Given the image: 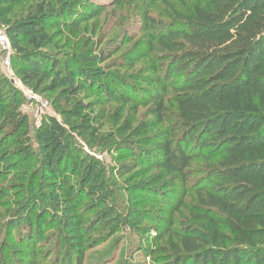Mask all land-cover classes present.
Instances as JSON below:
<instances>
[{"label":"trees","instance_id":"obj_1","mask_svg":"<svg viewBox=\"0 0 264 264\" xmlns=\"http://www.w3.org/2000/svg\"><path fill=\"white\" fill-rule=\"evenodd\" d=\"M157 1L175 21L154 29L144 15L145 42L128 30L63 61L47 48L53 37L75 35L103 5L56 15L66 0H0L16 74L66 104L54 100L61 121L48 117L32 135L25 98L0 69V264H85L127 225L149 264H264V0L138 3ZM113 105L114 120L104 109ZM154 170L153 195L148 183L114 189ZM166 180L183 183L180 200L159 188ZM149 203L157 213L139 207ZM170 211L194 227L168 235Z\"/></svg>","mask_w":264,"mask_h":264},{"label":"rangeland","instance_id":"obj_2","mask_svg":"<svg viewBox=\"0 0 264 264\" xmlns=\"http://www.w3.org/2000/svg\"><path fill=\"white\" fill-rule=\"evenodd\" d=\"M119 0H66V2L62 6H57V12L56 15L66 14L70 11L71 7L75 3H81L82 5L85 3L93 4L94 6H101L104 7V12L102 16L94 21H90L87 24H83L79 31L76 32L73 36H54L53 42L47 47L49 52L54 56L58 57L60 60H65L70 55H73L74 53H80L85 52L89 49L90 53H92V46L94 43H101L102 47L105 46L109 41L113 39H119L121 34L126 31H136L135 34L138 36L137 40L141 42H145L147 37L150 35V32L143 31L144 27V21L143 16L148 15L149 23L151 24V27H154V29L160 28L162 26H166L167 24L174 23L175 19L173 18L172 11L169 10V8L163 4L161 1H157L156 3L150 4L149 2H146V4L143 6L140 3H138V0H135L132 2L131 0H125L128 1L127 3H124V8L117 7ZM55 4H59V0H54ZM123 4V5H124ZM177 8H181L180 5L176 4ZM65 10V11H64ZM64 11V12H62ZM9 17L4 16L3 13L0 11V27H7L8 23L7 20ZM139 44V42H137ZM134 45L132 43L131 45H128L126 48H130ZM1 62V59H0ZM0 69L1 73L5 74L6 77L9 79L10 82H13L10 80V77L7 75L4 65H1L0 63ZM100 69V70H99ZM98 70H95V72L98 73L96 80L98 83H102L103 78L107 74L106 71L108 69L106 68H99ZM14 76L19 79L23 85V90H19L13 83V85L22 93V95L25 98V103L23 105V108L26 110V114L29 117L30 123H31V130L32 135L35 134V131L37 128H39L43 123L46 122L48 117H54L61 121V116L55 111L53 101L58 100V98L51 97L49 94L42 93L40 90L36 89L35 82H25L21 77H19L16 74V71L13 68ZM97 88V86L95 87ZM26 92V95H24V92ZM6 92V91H5ZM4 92V95H5ZM89 96H91L89 93L81 94V99L84 101L89 100ZM60 100V99H59ZM58 100V101H59ZM62 103L63 106L66 104ZM103 106H99L96 110L102 108ZM107 111V115L113 119V117L117 116L115 114L117 106L113 105L107 108H104ZM127 110V109H126ZM125 110V111H126ZM145 109L141 108L138 112V117L143 119L147 116L145 114ZM114 120V119H113ZM166 126H161L156 128L163 129ZM109 127L104 128V132L108 131ZM77 140L78 137L76 136ZM34 144L36 146V143L34 141ZM85 149H88L85 147ZM95 155V153H93ZM96 156L101 159L103 162L105 161L109 170L111 167H114L115 158L108 152H104L101 154L96 153ZM201 162H196L194 165V168L197 169V171L193 174V178L189 181L187 188L195 186V177H197L199 173V168H196L195 166L199 165L201 166ZM113 169V168H112ZM148 179L158 180L159 179V172L152 171L148 175L144 176H138L132 179L129 182H124L118 180L119 188L118 186L114 187V189H117L118 192L121 193L122 196H125L124 192V185L129 184V186L133 184H147L146 186L149 189H144L143 191L145 194L153 195V191H161L150 188V183L148 182ZM25 182V180H22ZM169 180H166V183ZM8 184V183H7ZM12 183H10L11 186ZM15 184V183H13ZM12 184V185H13ZM169 182L166 184V186H159L162 187V189L167 192L171 193L172 191H175V193L178 196V200H180L181 197V190L183 183L178 182L177 187L168 186ZM13 187L11 186V190H9L11 193L13 192ZM7 199V198H6ZM190 199H186L188 202ZM4 201V199L0 200ZM87 201V200H86ZM89 201V200H88ZM123 204H120L121 206H126V200L122 202ZM133 204V203H132ZM134 204L137 205V202ZM118 205V207H120ZM139 206V204H138ZM139 207H146V208H152L155 207V212L157 213V209H159V205H156L154 203L149 204H142V206ZM165 207H167L165 205ZM3 212V209L0 208V214ZM93 215V214H92ZM88 214V218L92 217ZM155 215V214H154ZM171 217L173 216L174 219V225L172 226V230L168 232L167 234H177L178 232L184 231V230H191L194 226L188 221L187 216L185 212L183 213H174V211H170L168 213ZM169 217V216H168ZM26 218V216L24 217ZM29 217L26 218V220ZM165 220H168L164 218L163 220H160V222H165ZM2 220L0 219V222ZM23 221V220H22ZM150 222V221H148ZM22 222L18 220V224H21ZM17 224V222H16ZM151 225L154 227L155 223H151ZM45 229V228H44ZM47 229V228H46ZM121 231L116 233L115 236L111 237L105 244L98 246L97 248L91 250L87 254V260L85 264H149V260L146 261L143 260L141 257L138 256V254H135L134 251V245L137 246L140 244V240L135 235V232L132 231L131 227L127 225V227L120 228ZM167 229V227L165 228ZM51 231H57V230H51ZM52 233L49 231L47 233ZM54 236L52 239V242L55 239V235L57 232H54ZM167 235V236H168ZM167 239V237H166ZM139 243V244H138ZM143 243V242H142ZM117 246V254L118 256H115L116 250H114V247ZM11 248V247H10ZM114 256L116 258H114Z\"/></svg>","mask_w":264,"mask_h":264},{"label":"built area","instance_id":"obj_3","mask_svg":"<svg viewBox=\"0 0 264 264\" xmlns=\"http://www.w3.org/2000/svg\"><path fill=\"white\" fill-rule=\"evenodd\" d=\"M13 49L11 46L10 39L7 34L6 27H0V59H1V65H4V69L7 73V75L10 77V80L13 81L12 83L19 89L23 90V85L19 79H17L16 76H14L13 72V65L11 56L13 54ZM24 92V91H23ZM25 96L26 92H24ZM23 111L26 110L23 108ZM26 113V112H25Z\"/></svg>","mask_w":264,"mask_h":264}]
</instances>
